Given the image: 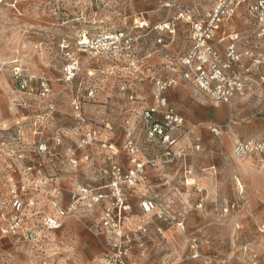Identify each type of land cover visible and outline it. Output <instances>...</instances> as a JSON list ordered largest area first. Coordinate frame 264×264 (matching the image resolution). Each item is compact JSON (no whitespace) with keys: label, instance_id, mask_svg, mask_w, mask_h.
I'll list each match as a JSON object with an SVG mask.
<instances>
[{"label":"rangeland","instance_id":"obj_1","mask_svg":"<svg viewBox=\"0 0 264 264\" xmlns=\"http://www.w3.org/2000/svg\"><path fill=\"white\" fill-rule=\"evenodd\" d=\"M181 5L193 9L194 20L211 1L181 0ZM176 12L160 0H0V212L15 184L32 179L24 172L27 166L44 163L69 195L77 186L110 180L105 174L109 152L101 148L102 141L118 149L117 160L126 170L132 164L123 147L130 137L144 161L162 156L169 145L147 138L143 113L155 104L152 77L175 76L171 69L179 68L191 47V27L183 21L169 50L157 44L155 27L173 20ZM235 23L244 30L254 25L249 15ZM116 33L132 38L133 49L98 43ZM86 39L89 47L82 49ZM68 67H74L72 74ZM19 76L31 80L29 92L20 91ZM252 86L227 106L189 83L168 89L165 96L184 119L171 132L177 143L170 148L178 158L174 164L148 166L143 178L125 188L131 205L126 229H147L127 264H264V160L234 153L240 142L264 141V63ZM88 132L96 133L97 143L86 148L81 141ZM40 141L53 156L33 153L18 161L11 154L33 150ZM71 159L79 160L77 168ZM149 198L165 216L143 213L140 203ZM234 201L239 207L225 213ZM91 214L90 225L85 219ZM99 216L95 208L69 220L92 232ZM246 246L251 254L244 252ZM58 251L34 255L0 229V264H44L47 258L58 264ZM107 255L100 250L94 264H105Z\"/></svg>","mask_w":264,"mask_h":264},{"label":"built area","instance_id":"obj_2","mask_svg":"<svg viewBox=\"0 0 264 264\" xmlns=\"http://www.w3.org/2000/svg\"><path fill=\"white\" fill-rule=\"evenodd\" d=\"M209 1L210 7L205 8L193 20V9L181 7V0H160L161 6L169 12L177 10V16L155 27L160 33L157 39L159 46L169 50L176 38L178 21H183L191 27V47L181 57L179 68L171 69L175 76L167 79L152 77L155 104L143 113V120L148 124L147 138L151 141L159 138L162 143L169 145L162 156L144 161L136 142L130 137L123 147L132 164L126 170L117 160L118 149L107 141H102L101 148L109 152V168L105 174L109 175L110 180L107 184L97 187L77 186L71 189L67 202L63 199V188L58 179L46 172L44 163L27 166L24 172L31 175L32 179L29 183L22 181L15 184L8 195L9 198L7 197L6 210L0 212L3 235L28 243L36 249L47 240L48 233L60 229L67 219L84 217L95 208L101 207L99 220L91 230L97 236H105L112 251L105 264H127L126 260L135 242L140 240L147 229L145 225L134 230L126 229L131 205L125 188L133 187L143 178L148 166L156 167L162 162L174 164L178 158L170 148L177 143L171 132L182 126L184 119L165 96L168 89L177 86L179 82L189 83L215 103L231 105L235 99L245 97L253 88L254 72L263 63L262 55L258 52L264 43V0ZM241 15H249L252 19L254 25L251 27V35L244 34L235 27V21ZM143 27L142 25L141 28ZM162 33H166L168 39ZM85 41L80 44L82 49L89 47V42ZM133 41L123 33H116L102 37L98 43L104 47L111 43L124 44V47L132 50ZM74 70V67H68L66 72L72 74ZM17 80L20 91L29 92L31 80L20 76ZM211 131L220 135L218 128H212ZM96 143V133L92 132H88L81 141L82 146L86 148L93 147ZM33 153L47 155L49 158L53 156L45 141H40L35 149L30 151H11L18 161L25 160ZM234 153L238 158L257 155L264 160V141L240 142L236 145ZM85 160H89V156H86ZM70 164L77 168L79 160L71 159ZM37 195L40 196L39 199L36 198ZM140 207L144 214L165 216L154 198L142 200ZM238 207V202L234 201L225 208V213ZM244 252L251 254V249L246 246Z\"/></svg>","mask_w":264,"mask_h":264},{"label":"crops","instance_id":"obj_3","mask_svg":"<svg viewBox=\"0 0 264 264\" xmlns=\"http://www.w3.org/2000/svg\"><path fill=\"white\" fill-rule=\"evenodd\" d=\"M235 27L240 32L247 34V35H251V31H252L251 27L244 30L243 28H238V25H236V23H235ZM261 48H263L262 44H261ZM258 54L262 55V60L264 63V51H259ZM258 69L254 72L253 76H256V72L258 71ZM169 103L171 105L170 101H169ZM258 141H263V140H258ZM184 156H185V154H184ZM45 168H46V172H48L49 168L46 166H45ZM53 172L51 174H53ZM56 172H60V170L57 169ZM63 192H64V190L62 191L63 199H65V201L67 202L68 201V195L66 194V191H65V194ZM36 198L39 199L40 196H36ZM100 210H101V207H98V212H100ZM94 219H95V217L91 214L85 220L88 224L91 225L94 222ZM81 225L82 224H79L77 221H74L73 219H71V220L67 219L64 222V225L60 229L53 231L51 233H48L47 234V236H48L47 240H45L43 242V245L41 247H37L36 249H33V247L31 245H29L28 243L22 242L16 238L11 237V236L5 235V237H9L11 243H14V241H15L16 244H23V245H26L28 248H31L34 255H37V254L45 255V253L48 251V249L52 250V251L56 250V249L62 250V252L58 251V252H60L58 259H59V261H61L58 264H66V262H68V261H71L70 264H82L83 261H87L88 264H94L95 259L93 256L97 255V253L100 250H105L108 253L107 257H109L111 255L112 251H111L110 247L108 246L106 237L105 236H97L93 232H87L81 228ZM61 229H63V230H61ZM53 236H55L54 239H52ZM57 240H59V242H56ZM18 251H19V248L12 249V252H14V253H16ZM63 255H65V256H63ZM66 256H67V258L70 257L72 259L67 260ZM84 257H85V259H84ZM43 259L45 260V258H43ZM48 259H50V261H47ZM31 263H33V261H31ZM44 264H55V261H52L51 258H47L46 262H44Z\"/></svg>","mask_w":264,"mask_h":264},{"label":"bare ground","instance_id":"obj_4","mask_svg":"<svg viewBox=\"0 0 264 264\" xmlns=\"http://www.w3.org/2000/svg\"><path fill=\"white\" fill-rule=\"evenodd\" d=\"M85 42H87V39H86V41ZM15 62V61H14ZM220 105V104H219Z\"/></svg>","mask_w":264,"mask_h":264}]
</instances>
